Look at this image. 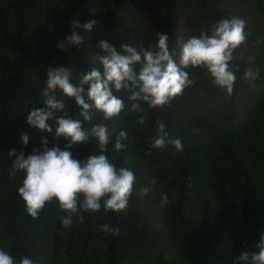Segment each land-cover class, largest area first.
Instances as JSON below:
<instances>
[{"label": "trees", "instance_id": "1", "mask_svg": "<svg viewBox=\"0 0 264 264\" xmlns=\"http://www.w3.org/2000/svg\"><path fill=\"white\" fill-rule=\"evenodd\" d=\"M246 21L247 39L230 62L236 80L233 92L212 83L203 68H188L193 83L163 110L141 102L143 112L129 111V93H116L125 110L112 119L93 110L86 142L75 145L73 158L97 154L91 136L95 125H106L113 136L127 133L126 147L108 158L135 175L134 192L126 213L103 208L94 215L81 211L64 227L57 201L47 203L38 218L26 212L18 195L23 173L10 176L15 156L31 154L41 137L54 139L26 122L28 112L43 106L50 68L66 67L79 85L83 75L100 68L105 53L100 41L118 51L127 44L154 50L158 33L167 34L178 59L179 44L201 33L211 34L223 19ZM95 20L84 43L67 42L71 22ZM64 43L65 47L58 45ZM258 70L250 84L247 69ZM139 70L137 66V71ZM254 85V86H253ZM87 87V86H85ZM69 117L80 119L71 98L62 97ZM143 117L144 123L138 120ZM157 121L168 133L164 147L151 149ZM29 136L24 145L21 134ZM179 138L183 150L168 142ZM190 178V179H189ZM155 180V184L151 181ZM190 185V186H189ZM147 195H138L141 187ZM167 194L169 203L161 204ZM83 217V219L80 218ZM119 229L105 233L100 226ZM264 235V0H0V249L16 264L28 256L34 264H233L241 252Z\"/></svg>", "mask_w": 264, "mask_h": 264}, {"label": "clouds", "instance_id": "2", "mask_svg": "<svg viewBox=\"0 0 264 264\" xmlns=\"http://www.w3.org/2000/svg\"><path fill=\"white\" fill-rule=\"evenodd\" d=\"M95 24V20L82 24L74 19L71 22V35L66 37L67 42L74 46L83 45L81 29L91 32ZM245 28L246 21L238 17L220 20L212 27L211 34L203 32L198 37L192 36L180 42L178 59L176 53L170 50L169 37L164 33H158L154 50H138L122 44V51H118L102 40L99 47L105 55L97 56L101 67L92 68L83 75L79 85L71 81L68 68H50L43 92V106L32 108L26 122L41 132L52 133L53 126L49 121H54V139L63 137L67 143L63 149L58 144L49 146L48 139L42 136L40 147H34L27 156L22 151L9 152V156H15L10 176L23 173L18 195L24 202L27 214L33 219L38 218L45 205L54 199L59 210L65 213L61 223L66 228L72 226L73 216H79L81 211L94 215L103 208L115 214L126 213L134 192L135 175L127 167L117 168L108 158L107 151L110 143L116 152L122 151L126 147L124 141L127 133L119 131L113 140L106 125L93 126L91 136L96 140L98 153L90 154L81 161L73 158L70 149L86 142L90 136L83 128V122L91 121L93 110L102 113L106 121L118 117L125 110L124 100L116 95L121 91L129 93L128 100L132 102L129 111L143 112L141 102L152 109H165L193 83L186 71L190 67L205 69L213 84L231 94L236 76L230 62L234 58V51L247 39ZM58 47L64 48L65 44L60 43ZM257 78L258 70H246L244 79L250 84ZM58 93L75 101L83 121L69 117L64 100L57 98ZM144 122L143 117L138 120L139 124ZM157 125L158 135L149 146L148 155H151L152 148L159 149L166 144L168 133L165 125L160 121H157ZM21 140L27 145L29 136L22 133ZM168 142L178 151L183 150L179 138ZM155 182L154 179L151 181L152 184ZM149 191V187L142 186L138 195L143 197ZM168 203L167 194H164L161 204ZM80 218L83 219L82 216ZM100 228L112 235L119 233V229L108 224ZM252 248L255 250L246 249L236 256L233 264H264V235L259 236ZM0 264H16V261L12 255L0 249ZM19 264L34 262L28 256H23Z\"/></svg>", "mask_w": 264, "mask_h": 264}]
</instances>
